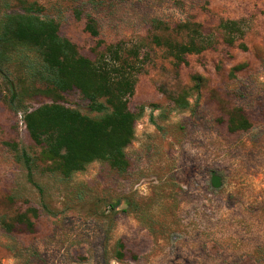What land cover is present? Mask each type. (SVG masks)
<instances>
[{"label":"rangeland","instance_id":"374dc122","mask_svg":"<svg viewBox=\"0 0 264 264\" xmlns=\"http://www.w3.org/2000/svg\"><path fill=\"white\" fill-rule=\"evenodd\" d=\"M32 5L92 62L112 46L138 51L128 100L134 140L125 150L127 172L93 162L65 179L41 159L0 80V264H264V0H0V35L9 16ZM88 18L97 38L85 31ZM221 21H241L242 41L223 42ZM185 22L216 42L176 69L152 38L183 42L177 28ZM29 62L40 59L15 51L0 67L25 108L51 104ZM183 93L189 107L179 110L170 97ZM56 100L99 116L77 90ZM235 110L247 130L228 131ZM22 150L37 188L27 181ZM212 173L219 189L210 186ZM20 214L32 232L14 222Z\"/></svg>","mask_w":264,"mask_h":264},{"label":"trees","instance_id":"16d2710c","mask_svg":"<svg viewBox=\"0 0 264 264\" xmlns=\"http://www.w3.org/2000/svg\"><path fill=\"white\" fill-rule=\"evenodd\" d=\"M39 12L40 9L32 5L23 14L7 18L0 35V59L15 51L36 54L40 62H29L26 68L32 78L46 86L49 96L54 99L51 104L35 109L25 108L18 100L10 73L0 67V80L9 94L6 101L9 109L15 114L21 112L25 131L39 149L41 159L54 166L63 178L82 172L93 162H104L117 174L127 172L129 164L125 150L134 140L136 121L128 109V100L134 93L139 70L138 51L125 50L124 55L121 46H112L101 53L96 51V60L92 62L82 57L70 41L59 36L58 25L53 20L42 19ZM160 25L153 22L151 26L156 31ZM177 29L185 32V41L156 35L152 38L156 47L167 52L176 69L185 64L187 56L199 55L211 49L216 42L213 36L204 35L198 24L185 22ZM218 29L227 45L232 46L244 38L241 21H221ZM85 31L93 38L99 35L97 24L91 18L87 19ZM241 48L245 49L243 45ZM195 80L198 83L199 79ZM72 90L81 94L89 111L99 115L98 118H88L57 102L59 94ZM185 95L170 97L176 109H188ZM248 128L249 123L242 112L235 110L228 120V131H245ZM20 157L27 172V181L37 188L32 180L33 160L25 150L20 152ZM29 213L36 216L33 210ZM14 222L28 232L33 231V223L26 214L18 215ZM119 248L122 249V245Z\"/></svg>","mask_w":264,"mask_h":264},{"label":"water","instance_id":"95a60500","mask_svg":"<svg viewBox=\"0 0 264 264\" xmlns=\"http://www.w3.org/2000/svg\"><path fill=\"white\" fill-rule=\"evenodd\" d=\"M210 186L212 189H219L221 184V178L218 177L215 173H212L211 179H210Z\"/></svg>","mask_w":264,"mask_h":264}]
</instances>
